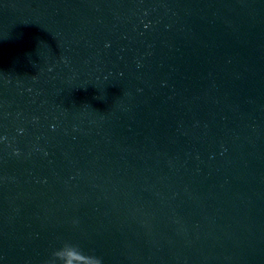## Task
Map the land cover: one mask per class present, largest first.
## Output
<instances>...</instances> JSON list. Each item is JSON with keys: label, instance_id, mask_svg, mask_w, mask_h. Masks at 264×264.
<instances>
[{"label": "water", "instance_id": "95a60500", "mask_svg": "<svg viewBox=\"0 0 264 264\" xmlns=\"http://www.w3.org/2000/svg\"><path fill=\"white\" fill-rule=\"evenodd\" d=\"M0 264H264V0H0Z\"/></svg>", "mask_w": 264, "mask_h": 264}]
</instances>
